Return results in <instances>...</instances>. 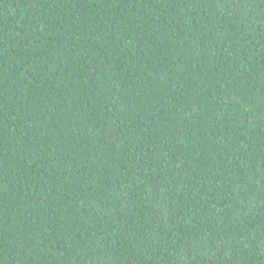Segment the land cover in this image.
Segmentation results:
<instances>
[{
    "label": "trees",
    "instance_id": "1",
    "mask_svg": "<svg viewBox=\"0 0 264 264\" xmlns=\"http://www.w3.org/2000/svg\"><path fill=\"white\" fill-rule=\"evenodd\" d=\"M0 264H264V0H0Z\"/></svg>",
    "mask_w": 264,
    "mask_h": 264
}]
</instances>
